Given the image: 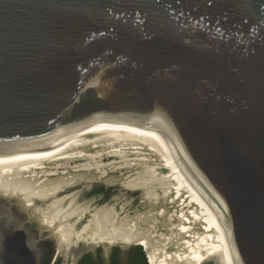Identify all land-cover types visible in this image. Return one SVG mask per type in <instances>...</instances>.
Wrapping results in <instances>:
<instances>
[{
	"label": "water",
	"instance_id": "obj_1",
	"mask_svg": "<svg viewBox=\"0 0 264 264\" xmlns=\"http://www.w3.org/2000/svg\"><path fill=\"white\" fill-rule=\"evenodd\" d=\"M97 115L159 123L264 264V0H0V144ZM19 199L0 264H42Z\"/></svg>",
	"mask_w": 264,
	"mask_h": 264
},
{
	"label": "bare ground",
	"instance_id": "obj_2",
	"mask_svg": "<svg viewBox=\"0 0 264 264\" xmlns=\"http://www.w3.org/2000/svg\"><path fill=\"white\" fill-rule=\"evenodd\" d=\"M0 195L48 202L43 223L65 246L142 244L151 264H241L206 182L146 118L90 116L0 144Z\"/></svg>",
	"mask_w": 264,
	"mask_h": 264
},
{
	"label": "rangeland",
	"instance_id": "obj_3",
	"mask_svg": "<svg viewBox=\"0 0 264 264\" xmlns=\"http://www.w3.org/2000/svg\"><path fill=\"white\" fill-rule=\"evenodd\" d=\"M90 195V194H89ZM0 199L4 202H8L9 199H15L8 196L0 195ZM45 202V201H44ZM37 202V207L28 206L25 201L21 198L15 202H13V207L18 216H21L25 220L26 227L35 235H42V244L49 246L53 251V255L55 256L57 253V259L60 264H75L79 258L84 256L87 253H92L93 255L99 254L106 264L109 263L110 256L113 252L114 248H117V254L123 264L128 262L131 255H136L139 251L138 248L134 246H138L140 251H144L145 246L142 244L132 245V246H123L121 244L114 245H88V244H75V246H65L57 234H55L54 229H45V225L43 223V219L41 217V213L39 209L44 208L48 204V202ZM41 204V205H40ZM38 213V214H37ZM40 214V215H39ZM38 215V216H37ZM77 245V246H76ZM145 253V252H144ZM146 263H150L149 257L145 254Z\"/></svg>",
	"mask_w": 264,
	"mask_h": 264
},
{
	"label": "flooded vegetation",
	"instance_id": "obj_4",
	"mask_svg": "<svg viewBox=\"0 0 264 264\" xmlns=\"http://www.w3.org/2000/svg\"><path fill=\"white\" fill-rule=\"evenodd\" d=\"M134 247L138 248L139 251L137 252L136 255L134 254L131 255L128 262H126V264H145L142 258L140 248L138 246H134ZM117 251H118L117 248L113 249L108 264H123L120 258L118 257ZM143 252L147 254L145 249ZM42 264H60L57 259V253L54 256L51 248L43 244H42ZM75 264H106V263L99 254L93 255L92 253H87L81 258H79Z\"/></svg>",
	"mask_w": 264,
	"mask_h": 264
},
{
	"label": "trees",
	"instance_id": "obj_5",
	"mask_svg": "<svg viewBox=\"0 0 264 264\" xmlns=\"http://www.w3.org/2000/svg\"><path fill=\"white\" fill-rule=\"evenodd\" d=\"M141 254H142V258H143L144 263L147 264V263H146L145 253H144V252L142 253V251H141Z\"/></svg>",
	"mask_w": 264,
	"mask_h": 264
}]
</instances>
